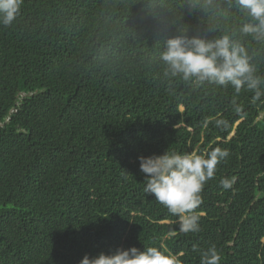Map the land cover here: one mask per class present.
Returning <instances> with one entry per match:
<instances>
[{
    "label": "trees",
    "instance_id": "obj_1",
    "mask_svg": "<svg viewBox=\"0 0 264 264\" xmlns=\"http://www.w3.org/2000/svg\"><path fill=\"white\" fill-rule=\"evenodd\" d=\"M248 20L234 0H23L0 24V264L132 246L264 264V95L185 82L161 60L171 37L230 35L264 77ZM216 147L229 156L201 192L200 230L182 233L138 157Z\"/></svg>",
    "mask_w": 264,
    "mask_h": 264
},
{
    "label": "clouds",
    "instance_id": "obj_2",
    "mask_svg": "<svg viewBox=\"0 0 264 264\" xmlns=\"http://www.w3.org/2000/svg\"><path fill=\"white\" fill-rule=\"evenodd\" d=\"M249 18L239 31L254 40L264 41V0H234ZM23 0H0V24L10 26L20 12ZM231 6L232 0H229ZM161 60L173 77L185 82L231 85L237 93L246 88L258 99L264 92V77L257 75L246 47L230 35L216 39L180 34L167 40ZM222 123V121H218ZM229 156L227 149L216 147L201 153L197 149L177 152L167 149L162 154L140 155V170L145 174L144 192L153 194L156 201L178 217L182 233L198 232L201 214L196 209L202 204L201 192L206 182L214 177L217 165ZM235 181L224 179L221 186L232 188ZM173 235L175 233H172ZM215 247L202 253V264H220ZM79 264H181L180 258L163 246H135L117 248L114 252L85 254Z\"/></svg>",
    "mask_w": 264,
    "mask_h": 264
}]
</instances>
